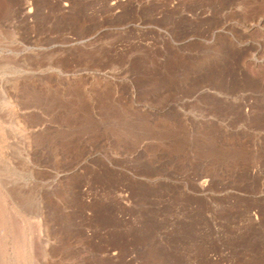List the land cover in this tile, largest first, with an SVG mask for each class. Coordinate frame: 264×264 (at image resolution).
<instances>
[{
  "label": "rangeland",
  "instance_id": "obj_1",
  "mask_svg": "<svg viewBox=\"0 0 264 264\" xmlns=\"http://www.w3.org/2000/svg\"><path fill=\"white\" fill-rule=\"evenodd\" d=\"M0 264H264V0H0Z\"/></svg>",
  "mask_w": 264,
  "mask_h": 264
}]
</instances>
